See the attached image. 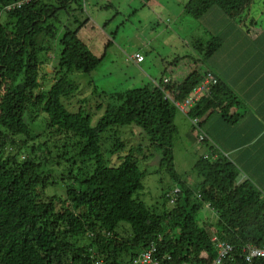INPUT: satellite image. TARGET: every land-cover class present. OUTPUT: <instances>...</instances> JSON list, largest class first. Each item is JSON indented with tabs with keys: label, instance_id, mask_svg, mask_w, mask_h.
<instances>
[{
	"label": "trees",
	"instance_id": "16d2710c",
	"mask_svg": "<svg viewBox=\"0 0 264 264\" xmlns=\"http://www.w3.org/2000/svg\"><path fill=\"white\" fill-rule=\"evenodd\" d=\"M89 1L31 0L5 11L16 0H0V264H95L96 260L117 264L136 256L158 235L162 236L156 243L158 253L169 257L161 264H208L217 254L214 237L236 250L247 244L264 247V195L248 181L238 183L239 169L223 154L210 152L198 158L194 190L175 177L179 191H171L173 198L169 193L163 197L166 202L159 212L138 200L143 190L138 157L130 152L118 166L106 165L102 135L119 127H140L150 146L171 154L178 110L154 84L102 92L107 104L93 127L81 110L70 112L63 105L61 100L75 93L68 75L89 74L104 59L93 55L78 37L88 22L82 14ZM252 4L254 0H188L183 13L198 20L217 8L240 23ZM222 41L210 37L204 46L198 42L193 47L209 57ZM55 44L60 48L54 67L58 79L46 91L41 89L39 70ZM206 72L197 68L190 72L173 91L175 99L183 101ZM239 106L219 80L188 117L201 124L217 113L230 122L234 117L230 109ZM32 109L46 115L51 134L77 138V157L93 163L90 173L75 176L74 184L66 186L65 199H40L54 182L45 171L50 160L36 156L35 146L28 145L33 140ZM114 146L123 147L119 141ZM8 147L16 152L5 156ZM23 149L29 153L19 157ZM64 154L65 149L55 158ZM205 205L215 215L212 227L197 217ZM124 224L130 229L127 236L118 232ZM234 264L246 263L236 258Z\"/></svg>",
	"mask_w": 264,
	"mask_h": 264
},
{
	"label": "rangeland",
	"instance_id": "374dc122",
	"mask_svg": "<svg viewBox=\"0 0 264 264\" xmlns=\"http://www.w3.org/2000/svg\"><path fill=\"white\" fill-rule=\"evenodd\" d=\"M97 1L99 0H91L84 5L82 19L87 17L89 22L102 20L101 23L108 21L107 25H104L106 27L104 33L112 37L113 41L107 48L103 61L89 74L78 72L68 75V79L75 83V93L70 99L61 100L68 111L81 110L90 119L92 127L105 111L107 100L104 99L102 92L111 93L146 84L152 85L149 77L159 81L163 76L172 79L168 89L174 90L192 69L201 70L204 67L202 63L204 56L202 53L197 54L199 52L193 45L198 47L197 43L200 42L204 46L210 39L204 32V25L202 26L196 19L187 15L180 17V11L175 6L174 0H158L167 4L165 8L167 11L151 7L159 14V19L154 20V23L148 22L149 15L143 16L145 11L132 17L136 12H140L139 7L146 0H106L103 3L108 8L103 9L99 17L96 12L90 10V5ZM243 14V22L247 20L246 25L250 29L253 31L264 29V0H254V4ZM250 20L255 21L254 28L249 23ZM89 27L87 30H82L79 35L83 43L88 36L86 32L93 30ZM53 49L45 55L47 61L39 70V83L41 89L46 91L58 79L54 67L60 48L55 44ZM93 51L100 58L104 49L101 50L102 54ZM136 52L145 59L139 66L133 61L135 59H130ZM29 116L33 117L31 124L33 140L29 141L28 145L35 146L36 156H47L50 160L45 171L51 182H54L40 194V199L51 196L65 199L66 186L74 184L75 176L82 178L84 172L90 173L93 163L89 159L77 157V147L74 145L77 138L51 134V130L46 128V115L41 110L32 109ZM174 123L177 127V136L170 155H165L156 146H150L148 138L136 125L114 128L102 135V152L107 166H118L124 156L130 152L138 157L139 169L143 173V190L138 193V200L144 202L148 208L157 209V212L166 202L163 197L167 193L170 195L175 187L180 188L178 183H175V177L181 178V182L186 187L194 190L196 185L194 165L200 156L209 154L207 149L209 145L206 142H197L187 117L177 111ZM18 140L19 137L16 138V141ZM116 141L122 143L123 147L114 149ZM10 148L12 147L7 148L5 156L16 152L15 148L12 150ZM64 149L66 154L55 158L57 152L60 154ZM28 153V149H23L19 157H25ZM194 194L193 198L196 197V193ZM56 207L58 208L59 205L57 204ZM171 207V205L167 206V208ZM197 217L208 227H212L215 222L214 213L206 205ZM118 232L122 236L129 235V226L122 225Z\"/></svg>",
	"mask_w": 264,
	"mask_h": 264
},
{
	"label": "crops",
	"instance_id": "0c3cea01",
	"mask_svg": "<svg viewBox=\"0 0 264 264\" xmlns=\"http://www.w3.org/2000/svg\"><path fill=\"white\" fill-rule=\"evenodd\" d=\"M104 1L106 0H99L90 5V10L96 12L98 17L103 9L108 8ZM187 1L174 0L175 6L180 11V17L185 15L183 6ZM107 5L111 8L109 3ZM166 5L158 0H146L139 7L140 12H136L132 17L145 11L143 16L149 15L148 22L154 23V20L159 19V14L151 7L167 11ZM243 17L244 14L239 23L238 19L225 16L219 9L212 8L197 20L202 26L204 25V32L209 37L223 40L215 53L204 57V62L201 61L204 63L201 70L213 72L240 102L238 108L230 109L229 115H234L230 122L224 121L218 114H212L204 118L200 125L208 138L206 143L212 147L209 153L214 150L213 152L226 156L240 171L238 183L248 181L264 195V29L253 31L246 25L247 20L243 22ZM101 22L102 20L88 21L79 31L78 37L82 30H87L90 26L89 28L93 30L86 32L88 36L84 44L93 55H95L93 50L98 52L96 54H102L101 50L104 49L102 56L105 57L113 38L104 33L106 29L104 25L106 26L108 21ZM249 23L254 28L255 21L250 20ZM134 55H131L130 59L133 60ZM164 57L167 58V56ZM144 60L133 61L139 66ZM164 78L169 80L168 89L172 79L163 76L157 81L149 77L152 84Z\"/></svg>",
	"mask_w": 264,
	"mask_h": 264
},
{
	"label": "built area",
	"instance_id": "2783aa9c",
	"mask_svg": "<svg viewBox=\"0 0 264 264\" xmlns=\"http://www.w3.org/2000/svg\"><path fill=\"white\" fill-rule=\"evenodd\" d=\"M31 0H16L15 3L4 7L3 10L9 11L14 8H19L22 5L30 2ZM133 59L136 62H141L143 57L140 54H135ZM217 76L211 72L207 71L204 75L202 81L191 91V93L186 97L183 101H179L175 99L173 92H169L165 85L169 83V80L164 78L160 82H153L154 86L159 88L164 93V98L171 102L175 108L182 113L185 117H187L192 126V132L197 139L198 143L207 142L208 138L203 133L200 125V119L198 118H189L188 112L194 106H196L204 97L208 96L214 86L218 84ZM214 151V150H213ZM211 151V152H213ZM210 155H204L205 158ZM183 183V182H182ZM178 186V185H175ZM179 189L177 187L174 188L173 193H178ZM173 198V194H171ZM173 200H171L172 202ZM162 236L158 235L156 237L155 242L149 243L143 250H141L136 256L133 258L120 261L117 264H161V261L168 260V256H160L156 247V243L161 241ZM212 241L216 245L217 254L216 257L208 262V264H234L235 259L239 258L244 261L246 264H256L260 262L264 264V247H261L257 244H247L235 249L231 244L219 241L216 237L212 239ZM95 264H106L102 260H96ZM206 264V263H204Z\"/></svg>",
	"mask_w": 264,
	"mask_h": 264
}]
</instances>
